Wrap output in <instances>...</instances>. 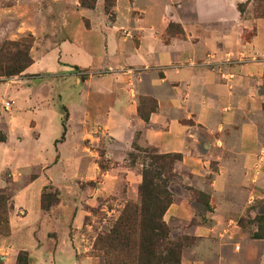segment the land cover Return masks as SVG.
Segmentation results:
<instances>
[{"label": "crops", "instance_id": "crops-1", "mask_svg": "<svg viewBox=\"0 0 264 264\" xmlns=\"http://www.w3.org/2000/svg\"><path fill=\"white\" fill-rule=\"evenodd\" d=\"M253 2L116 0L113 28H77L27 67L24 75L36 73V64L45 73L40 86L28 77L0 83V190H8L5 173L15 183L38 169L12 195L0 264H16L19 251L28 252L29 264H99L94 256L77 257L70 241L45 231L64 221L57 208L42 210L41 191L61 183L58 166L62 170L70 156L78 177L93 179L94 150L101 144L117 167L103 175L99 195L137 201L141 174L121 166L137 135L160 154L181 155L163 215L170 227L182 222L178 232L190 239L179 264H264V239L242 233L234 219L264 192V14ZM119 27L130 36L118 35ZM75 70L88 75L81 79ZM38 89L45 94L36 100ZM144 98L154 104L146 121L140 117ZM4 99L14 102L8 112ZM68 148L73 151H63ZM109 177L118 184L108 187ZM192 190L206 194L210 208L198 209L187 194ZM80 222L78 210L72 223Z\"/></svg>", "mask_w": 264, "mask_h": 264}, {"label": "rangeland", "instance_id": "rangeland-1", "mask_svg": "<svg viewBox=\"0 0 264 264\" xmlns=\"http://www.w3.org/2000/svg\"><path fill=\"white\" fill-rule=\"evenodd\" d=\"M85 1L91 7L83 6L81 0H0V83L9 82L16 84V80L28 77L34 79V84L40 86L42 84L40 80L45 73L39 71L38 64L32 66L33 72H36L32 75H24V71L27 68L19 74L14 73L29 63L32 64L39 60L43 53L60 41L70 39L72 32L77 28L82 30L113 28V23L117 16L115 8L116 0H108L107 8L105 7V0H100L99 7L97 6L98 0ZM78 8L88 9L94 15L90 18L88 15L79 14ZM253 8L258 14H264V0H254ZM175 29L177 27L173 26V30ZM114 30L120 36H130L128 30L125 28L119 27L114 28ZM75 71L81 79L88 75V72ZM44 94V89H38L35 95L36 100L41 99ZM142 100V103H144L143 113L153 109L154 104L150 99L144 98ZM5 101L12 100L4 99L2 106ZM12 107L13 105L9 110ZM61 112L62 123L67 126L66 109L61 107ZM136 141L137 143H133L132 152L134 154H138V152L134 151V145L139 148L148 146L140 143L138 135L136 136ZM115 146V151L121 150L119 146ZM28 149L29 147H27ZM54 150L55 152H59L57 146H55ZM63 151L71 153L73 150L68 148L63 149ZM85 152L88 153V151ZM104 152L105 150L101 144L95 147L93 155L94 164L91 167L95 169L96 175L90 180L78 177V173L76 172L78 166L72 163V156H70L69 163H66L62 170L58 166V177L61 183L56 182V184H52L50 182L43 187L40 195V206L44 212L57 208L55 209L57 210L55 215L60 217L64 221V224L62 226L59 223L51 224L45 228V231H50L48 234L51 237L56 238L59 235V237L70 241L77 257L83 255L94 256L97 258L99 264H133L129 260V251L117 244L116 235L121 230L119 221L125 207L127 205H137L140 199L133 201L122 196L99 195L104 186L103 181L105 177L103 175L109 174L110 176V173L113 172L112 169L117 167L114 158L108 157ZM127 159L129 162L121 166L133 167L141 173L140 160H137L133 164L129 158ZM56 161L57 157H55ZM212 167L214 168V166ZM30 171L26 177L15 183L11 181V176L8 173L4 174L5 179L9 181V186L8 190H2V193H0V198H2V202L0 203V242L10 236L8 211L12 206V195L38 174V169L36 168ZM115 180L116 178L109 177L108 182H110L109 184L107 182L108 187L116 186L118 183ZM176 183H178L176 177L169 181L168 189L171 196L173 195L171 189L176 188ZM124 186H126L125 183ZM199 193L201 192L192 190L187 194L190 200L197 201L198 209H204L205 206L206 208H210L208 196L204 193H201L200 196ZM95 196L96 201L94 204H90L89 199ZM78 210L81 211V222L79 226H75L72 223V215H75ZM251 210L252 212H250ZM263 217L264 192L261 198L255 199L250 204V210L242 216H235L234 219L240 227L241 232L251 237V234L257 231V221ZM259 224H262L264 227V220L263 223L259 222ZM182 225V222H174V226L171 227L167 225L169 240L175 241L178 238L186 237L178 232V229ZM42 232L44 230L39 228L38 235L40 238ZM131 240L135 241V235L131 237ZM181 256L182 252L180 259ZM16 264H29L28 252L19 251L17 253Z\"/></svg>", "mask_w": 264, "mask_h": 264}, {"label": "trees", "instance_id": "trees-1", "mask_svg": "<svg viewBox=\"0 0 264 264\" xmlns=\"http://www.w3.org/2000/svg\"><path fill=\"white\" fill-rule=\"evenodd\" d=\"M81 0V4H86ZM108 0H105L107 8ZM243 11V5H239ZM31 63L14 74L23 72ZM143 120L148 119L147 113L140 111ZM5 140V135L0 132V141ZM134 151L129 154L131 163L140 160L141 183L139 185V203L127 205L120 217L121 230L117 232L116 242L126 248L130 261L133 264H178L180 255L190 239L178 238L175 241L168 239L169 230L163 220V215L171 204L169 181L176 177L174 165L181 160L180 154H160L153 147L139 148L134 145ZM2 193V190H0ZM201 196V194H199ZM2 198H0V203ZM264 217L257 222V231L251 234L253 239H264ZM120 234V235H119ZM135 235V241L131 237ZM130 253V254H129ZM127 256V259H128Z\"/></svg>", "mask_w": 264, "mask_h": 264}, {"label": "built area", "instance_id": "built-area-1", "mask_svg": "<svg viewBox=\"0 0 264 264\" xmlns=\"http://www.w3.org/2000/svg\"><path fill=\"white\" fill-rule=\"evenodd\" d=\"M12 105H13V101H5L3 103V108H4L5 111H8L11 108Z\"/></svg>", "mask_w": 264, "mask_h": 264}]
</instances>
